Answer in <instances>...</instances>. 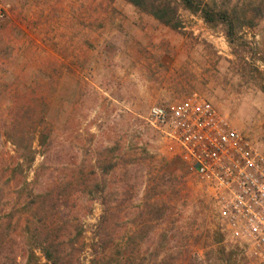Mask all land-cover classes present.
Masks as SVG:
<instances>
[{
	"label": "rangeland",
	"instance_id": "1",
	"mask_svg": "<svg viewBox=\"0 0 264 264\" xmlns=\"http://www.w3.org/2000/svg\"><path fill=\"white\" fill-rule=\"evenodd\" d=\"M8 1L0 264H255L146 116L197 92L264 154V0H201L231 40L180 6L172 29L126 0ZM11 128L33 131L31 164Z\"/></svg>",
	"mask_w": 264,
	"mask_h": 264
},
{
	"label": "built area",
	"instance_id": "2",
	"mask_svg": "<svg viewBox=\"0 0 264 264\" xmlns=\"http://www.w3.org/2000/svg\"><path fill=\"white\" fill-rule=\"evenodd\" d=\"M11 11V3L0 0V25ZM146 119L172 143L170 149L205 189L220 228L255 264H264L261 150L197 92L176 102L152 105Z\"/></svg>",
	"mask_w": 264,
	"mask_h": 264
},
{
	"label": "trees",
	"instance_id": "3",
	"mask_svg": "<svg viewBox=\"0 0 264 264\" xmlns=\"http://www.w3.org/2000/svg\"><path fill=\"white\" fill-rule=\"evenodd\" d=\"M134 7L138 8L141 11H144L150 14L153 18H155L160 23L171 27L172 29H179L181 24L178 17L179 6L185 9H188L192 13H197L200 17L207 23H220L225 26V35L229 40H231L235 34L234 32V19L230 16L227 11L216 9L208 2H202L201 0H126ZM238 20V17H237ZM11 135H9V140L12 141L15 146V150L19 153V155L25 158L28 164H31L33 161V154L31 151V141L32 138L30 136L29 140H26L28 143L24 144V139L29 137L31 132L29 130H21L15 128H11ZM15 130V131H14ZM29 131V133H27ZM39 140L41 144L44 145L47 139L41 135V139L39 136ZM23 141V142H22ZM50 145H47L48 148ZM112 167V165H110ZM49 255H51V251L49 248L45 250ZM56 264V261L55 263Z\"/></svg>",
	"mask_w": 264,
	"mask_h": 264
}]
</instances>
